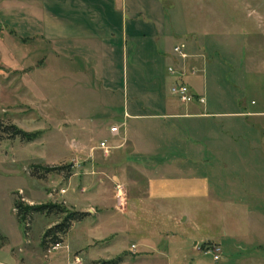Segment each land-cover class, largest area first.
Listing matches in <instances>:
<instances>
[{"label": "crops", "instance_id": "crops-1", "mask_svg": "<svg viewBox=\"0 0 264 264\" xmlns=\"http://www.w3.org/2000/svg\"><path fill=\"white\" fill-rule=\"evenodd\" d=\"M0 13L8 20L1 18L0 26L22 44L47 54L54 74L61 69L67 77L90 74L107 92L108 76L117 73L119 60L129 51L137 55L127 71L133 91L144 97L124 102L118 112L121 120L108 101L103 115L115 116L116 124H123L117 135L110 134L114 165L145 178L143 194L128 199L129 217L136 224L142 213L148 218L152 210L164 226L174 227L166 231V236H174L163 246L174 251L166 256V264H204L201 254L210 253L200 248L212 244L222 252L214 264H264V211L254 202L264 199V184L232 181L236 166L255 165L256 159L248 162L246 155L264 154V109L254 106V100L247 104L211 99L205 82L219 70L231 34L223 38L208 34V46L199 37L180 41L186 44L187 62L194 63L185 60V66L195 68L184 79L195 95L204 98L181 103L170 94L175 78L167 67L182 65L173 46L183 20L173 9L167 21L160 0H0ZM41 58L40 64L45 57ZM196 77H203L201 84L194 83ZM241 79L235 73L231 77L235 86L245 87ZM247 199L251 208L243 205ZM146 222L133 229L142 239L147 227L160 225Z\"/></svg>", "mask_w": 264, "mask_h": 264}, {"label": "rangeland", "instance_id": "rangeland-1", "mask_svg": "<svg viewBox=\"0 0 264 264\" xmlns=\"http://www.w3.org/2000/svg\"><path fill=\"white\" fill-rule=\"evenodd\" d=\"M160 1L168 13L167 21L173 9L183 20L177 34L181 38L176 37L174 43L199 37L208 46V34L216 33L219 38L231 34L226 57L219 58V70L214 77L205 78L208 97L239 99L247 104L254 100V106L264 109V0ZM1 18L4 16L0 13ZM4 21L8 22L6 18ZM30 45L22 44L0 26V121L34 134L30 141L6 135L0 139V234L6 237L0 239V264H95L119 255L122 259L118 264H166V256L174 254L163 248L167 240L174 239L166 236V231L174 227L164 226L152 210L148 218L142 213L136 224L128 215V199L143 194L145 178L128 167L115 166L116 157L96 147L102 139L112 144L108 127L119 121L115 116L103 115L105 102L113 103L110 110L118 113L124 102L144 97L133 91L127 71L137 55L129 51L127 58L119 60L117 73L108 76L111 85L107 92L90 74L67 77L64 69L54 74L47 54L43 56ZM162 47L163 42L157 43L158 50ZM22 49L28 52L25 58ZM145 54L147 58L148 52ZM139 56L144 58L143 54ZM41 57H45L43 64ZM160 65L164 71L165 61ZM234 73L238 80H245V87L232 83ZM202 78H194V83L201 84ZM118 114L121 120L123 114ZM245 157L248 162L256 159L255 165L236 166L232 181L264 184V154L262 158ZM61 166L63 169L45 171ZM116 181L124 186L126 203L122 205L114 197ZM14 198L29 205L58 203L65 209L88 214L71 224L60 243L43 247L45 230L59 222L62 215L33 213L25 233L15 215ZM250 200L243 205L251 208L247 205ZM254 202L264 211L263 198ZM147 219L152 225H160L147 227L145 241L133 229L143 228ZM152 231L163 233L155 235ZM207 248L202 245L200 249L206 252ZM200 258L204 264H214L211 253L201 254Z\"/></svg>", "mask_w": 264, "mask_h": 264}, {"label": "trees", "instance_id": "trees-1", "mask_svg": "<svg viewBox=\"0 0 264 264\" xmlns=\"http://www.w3.org/2000/svg\"><path fill=\"white\" fill-rule=\"evenodd\" d=\"M3 135H6V138L19 137L20 139L27 141L32 140L34 137V134L28 133L12 123H3L0 121V139L4 138ZM50 169H63V166L45 168V171H49ZM12 205L17 219L23 223L25 233L26 229L28 228V220H30V217L33 213L56 214L57 216L62 215L59 222H56L45 230L42 237L43 247L60 243L61 235L67 232L71 224L74 221L82 220L88 214V212L84 210L65 209L61 204L58 203H41L36 205L24 204L22 200L18 198L13 199ZM0 239L1 241H4L6 237L0 234ZM2 244L3 243L0 242V246H2ZM121 259L122 258L119 255L114 259H104L96 262L95 264H118Z\"/></svg>", "mask_w": 264, "mask_h": 264}, {"label": "built area", "instance_id": "built-area-1", "mask_svg": "<svg viewBox=\"0 0 264 264\" xmlns=\"http://www.w3.org/2000/svg\"><path fill=\"white\" fill-rule=\"evenodd\" d=\"M173 52L177 56V58L182 62V65L179 68H176L173 65L167 67V71L174 76L175 81L170 86L169 91L170 94L181 103H188L193 100H198L200 102L204 101L202 96L195 95L190 89L188 83L184 79L187 73L194 72L195 68L193 66H185V60L189 56L186 52V44L184 42H179L173 46ZM123 124H111L108 128L109 133L112 136H115L119 133L120 128ZM97 149H100L105 155H108L113 148L112 144H109L106 139H103L98 142ZM117 182V181H116ZM115 199L118 205H122L126 203L125 199V190L124 186L120 183H116L115 188ZM132 247L135 248V245L132 244ZM206 252L211 253L213 258L216 260L221 255V249L218 245L212 244L206 249Z\"/></svg>", "mask_w": 264, "mask_h": 264}]
</instances>
